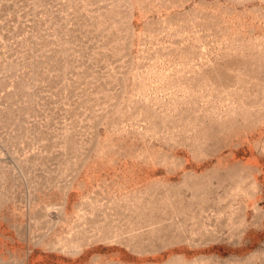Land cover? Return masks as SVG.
<instances>
[{
  "label": "rangeland",
  "instance_id": "rangeland-1",
  "mask_svg": "<svg viewBox=\"0 0 264 264\" xmlns=\"http://www.w3.org/2000/svg\"><path fill=\"white\" fill-rule=\"evenodd\" d=\"M0 264H264V0H0Z\"/></svg>",
  "mask_w": 264,
  "mask_h": 264
}]
</instances>
